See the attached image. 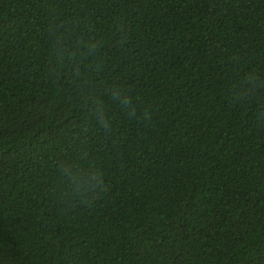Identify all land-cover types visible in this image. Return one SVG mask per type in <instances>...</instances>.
Wrapping results in <instances>:
<instances>
[{"label": "trees", "instance_id": "trees-1", "mask_svg": "<svg viewBox=\"0 0 264 264\" xmlns=\"http://www.w3.org/2000/svg\"><path fill=\"white\" fill-rule=\"evenodd\" d=\"M0 264H264V0H0Z\"/></svg>", "mask_w": 264, "mask_h": 264}, {"label": "clouds", "instance_id": "clouds-1", "mask_svg": "<svg viewBox=\"0 0 264 264\" xmlns=\"http://www.w3.org/2000/svg\"><path fill=\"white\" fill-rule=\"evenodd\" d=\"M248 76L255 82V74L248 73ZM129 90L120 83H116L109 86V90L104 93L107 97V103L114 104L115 107L121 110L122 114L128 118H134L136 116V104L137 100L134 96H130ZM92 118L95 120L98 129L104 130L111 126L110 111L105 108L104 97L97 95L93 100ZM59 167V165H58ZM99 178L103 183L102 170L98 173ZM104 186V184H103ZM89 187H92L89 185ZM97 189L101 188V184L96 185ZM99 192H97L98 194Z\"/></svg>", "mask_w": 264, "mask_h": 264}]
</instances>
